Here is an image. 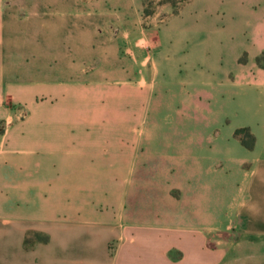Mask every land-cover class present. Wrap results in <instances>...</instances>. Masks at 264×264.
<instances>
[{
    "label": "rangeland",
    "instance_id": "obj_1",
    "mask_svg": "<svg viewBox=\"0 0 264 264\" xmlns=\"http://www.w3.org/2000/svg\"><path fill=\"white\" fill-rule=\"evenodd\" d=\"M54 1L52 9L58 8ZM1 2L4 85L8 78L20 86L36 81L26 90L40 96L47 80H63L64 67L76 62L84 78L108 74L122 82L131 76L138 84L141 62L149 59V65L140 98L137 91L129 97L109 92L110 83L94 84L52 106L33 104L32 118L23 123L27 105L9 99L0 79V138L14 121L11 134L19 135L22 148L30 137L60 149L82 137L85 150L100 152L94 162L83 160L92 172L85 181L98 185L86 186L85 197H125L142 202L148 213L162 212L163 264H254L243 236L251 237L252 221L247 212V222L241 220L233 201L252 181V170L264 165V73L249 72L264 67V0H94L105 12L84 15L76 44L60 27L59 14L31 8L35 0ZM245 127L250 133L235 135ZM250 134L259 138L256 149L255 143L249 148ZM124 151L144 159L130 183L124 181ZM141 165L162 170L157 187L140 182ZM237 241L248 248L232 253Z\"/></svg>",
    "mask_w": 264,
    "mask_h": 264
},
{
    "label": "crops",
    "instance_id": "obj_2",
    "mask_svg": "<svg viewBox=\"0 0 264 264\" xmlns=\"http://www.w3.org/2000/svg\"><path fill=\"white\" fill-rule=\"evenodd\" d=\"M1 1L0 9L5 7ZM58 1L56 9L51 8V3H56L54 0H35L36 3L30 5L36 12L44 10L59 14L60 27L69 30L66 33L72 39L83 35L85 14L93 16L94 12L104 11L94 0ZM69 17L74 20L69 21ZM72 42L76 44L78 39ZM148 65L149 59L141 62L136 84L132 83L131 76H125L122 82L113 77L109 79L108 74H105L108 79L95 78V74L84 78L80 75L81 65L76 62L71 69L64 67L63 80L53 77L47 80L48 89L40 96L26 90L38 83L36 81L20 86L16 79L8 78L4 85L3 73L0 79L2 90L9 99L27 105L28 116L20 122L23 123L32 118L33 104L37 107L52 106L60 97L76 96L80 89H90L94 84L110 83L109 92H123L129 97H132L131 92L137 91L140 98L142 88L147 84L145 71ZM152 66L154 70L158 69L155 59ZM249 72L251 76L264 73V67L254 65ZM21 90H25L22 94L26 93V97H20ZM41 97L43 99H38ZM17 123L11 122L0 138V264H163L165 216L162 212L148 213L140 207L142 202L134 204L125 197L103 202L94 195L85 197L86 186L95 188L98 185L93 180L85 181V174L92 172L83 166V160L94 162L100 152L85 150L82 137L79 141L70 140L75 147L52 148L45 139L43 144L37 143L36 137H30L27 148L19 147L16 145L19 135L11 134ZM258 143L256 136L255 149ZM187 152L190 154L189 149ZM124 155V181L130 183L137 164H142L144 159L138 156V160L137 154L131 151H124ZM142 168L141 165L139 177L143 186L157 187L162 170L151 172L148 167ZM150 173L154 176L149 177ZM252 175V181L241 186V196L234 197L233 202L238 204L237 215L245 223L247 218L242 219V215L244 212L249 214L254 232L250 238L247 232L243 236H247L250 243L248 247L252 249L254 264H264V165L254 168ZM247 195L251 196L250 205ZM167 219L176 220L174 216ZM228 228L212 232H224ZM219 238L220 243H224L223 238ZM241 243L237 241L231 252H243L248 248ZM114 244L117 245L115 249ZM5 253L11 255L5 257Z\"/></svg>",
    "mask_w": 264,
    "mask_h": 264
},
{
    "label": "trees",
    "instance_id": "obj_3",
    "mask_svg": "<svg viewBox=\"0 0 264 264\" xmlns=\"http://www.w3.org/2000/svg\"><path fill=\"white\" fill-rule=\"evenodd\" d=\"M250 133V130H249V128H239V129H237L236 130V132H235V135L236 136H239L241 133ZM250 137L252 138V142H251V144L249 145V148H253L254 147V143H255V137L252 135V134H250ZM43 240H46V238H42Z\"/></svg>",
    "mask_w": 264,
    "mask_h": 264
}]
</instances>
